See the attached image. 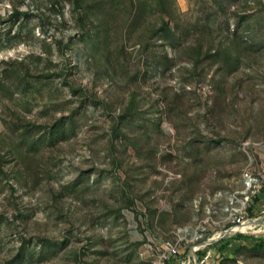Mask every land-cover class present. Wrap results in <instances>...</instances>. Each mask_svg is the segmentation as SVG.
<instances>
[{"label":"rangeland","instance_id":"obj_1","mask_svg":"<svg viewBox=\"0 0 264 264\" xmlns=\"http://www.w3.org/2000/svg\"><path fill=\"white\" fill-rule=\"evenodd\" d=\"M262 165L264 0H0V264H151L249 167L262 224Z\"/></svg>","mask_w":264,"mask_h":264},{"label":"built area","instance_id":"obj_2","mask_svg":"<svg viewBox=\"0 0 264 264\" xmlns=\"http://www.w3.org/2000/svg\"><path fill=\"white\" fill-rule=\"evenodd\" d=\"M264 172V166L262 165ZM243 191L241 193H225L222 191L214 194H205L195 200L196 217L192 225L176 227L173 231V238L161 240L158 245L150 247L149 259L151 264H171L176 261L182 250L189 248V259L179 261V264H209V255L199 260V253L223 240L224 236L216 231L222 222H230L233 227L229 230L233 233L246 236L248 228L241 230L245 224H250L246 217L252 206V199L257 196L261 187L260 174L256 175L254 170L249 167L243 173ZM223 200V204L222 201ZM221 204V207H218ZM222 217L224 219L222 220ZM259 226V227H258ZM264 231V223L256 224L254 228ZM249 237V236H248ZM248 244L255 246L259 237L250 236Z\"/></svg>","mask_w":264,"mask_h":264},{"label":"trees","instance_id":"obj_3","mask_svg":"<svg viewBox=\"0 0 264 264\" xmlns=\"http://www.w3.org/2000/svg\"><path fill=\"white\" fill-rule=\"evenodd\" d=\"M239 237H240L239 241H243V242L239 243V246L247 247L248 246L247 242L251 239V237L244 236V235H240ZM213 246H219V250H220L221 253H223L228 248L226 245H224V243L222 244L220 242L215 244V245H213ZM263 246H264V241H262L260 239V240H258V243L253 248L256 249V250H260V249L263 248Z\"/></svg>","mask_w":264,"mask_h":264},{"label":"bare ground","instance_id":"obj_4","mask_svg":"<svg viewBox=\"0 0 264 264\" xmlns=\"http://www.w3.org/2000/svg\"><path fill=\"white\" fill-rule=\"evenodd\" d=\"M249 225H253V223L245 224V225L242 226L240 229H241V230H245ZM253 226H255V225H253Z\"/></svg>","mask_w":264,"mask_h":264},{"label":"water","instance_id":"obj_5","mask_svg":"<svg viewBox=\"0 0 264 264\" xmlns=\"http://www.w3.org/2000/svg\"><path fill=\"white\" fill-rule=\"evenodd\" d=\"M227 235H225L223 238H226Z\"/></svg>","mask_w":264,"mask_h":264},{"label":"crops","instance_id":"obj_6","mask_svg":"<svg viewBox=\"0 0 264 264\" xmlns=\"http://www.w3.org/2000/svg\"><path fill=\"white\" fill-rule=\"evenodd\" d=\"M202 257V256H201ZM208 259H209V257H208ZM174 263V262H173ZM172 264V263H171ZM175 264V263H174Z\"/></svg>","mask_w":264,"mask_h":264}]
</instances>
